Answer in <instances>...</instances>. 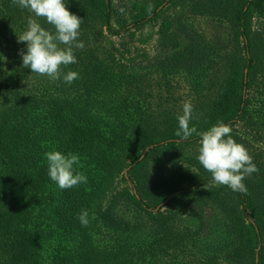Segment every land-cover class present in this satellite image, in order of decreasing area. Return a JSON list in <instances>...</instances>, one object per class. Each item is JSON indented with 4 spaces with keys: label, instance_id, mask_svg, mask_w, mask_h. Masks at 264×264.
<instances>
[{
    "label": "trees",
    "instance_id": "obj_1",
    "mask_svg": "<svg viewBox=\"0 0 264 264\" xmlns=\"http://www.w3.org/2000/svg\"><path fill=\"white\" fill-rule=\"evenodd\" d=\"M66 2L82 19L78 40L85 44L74 49L77 62L62 67L79 74L71 84L23 67L27 42L18 36L28 19L54 28L12 0H0V264H264V154L250 153L259 171L244 179L246 192H234L215 184L198 162L197 134L187 140L175 135L190 100V127L198 132L223 122L244 147L243 126L262 137L252 107L264 87V29L254 30L251 20L264 16V0H137V11L120 30L112 25L113 0ZM164 4L182 7L180 22L208 17L227 24L233 48L223 54L218 45L196 43L176 52L177 69L187 74H160L159 65L141 73L122 63L105 34L133 35ZM204 62L215 74H203ZM95 94L118 96L129 110L118 111V104L111 110L127 112V122H106L90 104ZM49 150L78 154L74 169L87 183L60 189L48 176ZM159 162L167 170L157 179L153 165ZM114 189L113 204L132 208L149 225L148 245L117 240L98 247L92 240V210ZM193 203H210L222 213L227 241L202 248L199 235L177 221ZM83 210L87 226L78 219ZM115 216L111 225L132 229ZM49 239L58 240L55 252L45 251Z\"/></svg>",
    "mask_w": 264,
    "mask_h": 264
},
{
    "label": "rangeland",
    "instance_id": "obj_2",
    "mask_svg": "<svg viewBox=\"0 0 264 264\" xmlns=\"http://www.w3.org/2000/svg\"><path fill=\"white\" fill-rule=\"evenodd\" d=\"M66 1H64L66 7L70 10L73 9V6L67 4ZM19 8L21 9V7ZM121 8L125 10L123 14L120 11ZM113 10V29L120 30L122 26L131 21V13L137 11V0H113ZM181 13L180 5L164 4L158 9V17L145 27L134 30L133 35L119 38L105 34V41L115 51L118 59L124 60L122 63L138 66V72L141 73L154 71L159 65L160 74H179L175 53L186 50L196 43H200L201 46L218 45V50L223 54L233 48V44L230 42L231 30L227 24L208 17H195L180 22L179 15ZM251 22L254 30L264 29V16L254 14ZM202 64L203 74H215L211 68H207L208 62ZM180 74L187 73L181 72ZM7 75L5 74L3 79ZM61 79L63 80V76ZM55 95L53 94V96ZM97 96L98 94H95L90 100V104L105 117L106 122L113 120L118 123L127 122V118H129L127 112L117 113V116L111 110L116 104L119 105L118 111L124 110V108L125 111L129 110V107L118 102V96L115 98L114 94L106 95L104 100L102 99L103 94ZM252 111L255 116L254 121L257 122L255 129L260 132L262 137L254 133L251 127L243 126L241 131L247 145L245 148L249 154L255 150L264 154V87L254 101ZM166 170L167 165L164 162L153 165V173L157 179L162 177ZM123 185L124 183L120 182L116 188L120 189ZM115 189L113 193L110 190L99 205H96V208L92 210V240L98 247L112 246L117 240L126 241L136 247L148 245L152 240L149 225L142 221L141 216H138L132 208L113 204ZM186 209L187 212L178 214L176 219L185 228L187 227L199 235L202 248L209 247L208 241L215 242L221 239L227 241L229 239L224 216L215 206L210 203H193ZM111 214L129 222L132 229L127 232V230H121L111 225L108 220ZM58 247V240L49 239L45 245V251L55 252Z\"/></svg>",
    "mask_w": 264,
    "mask_h": 264
},
{
    "label": "clouds",
    "instance_id": "obj_3",
    "mask_svg": "<svg viewBox=\"0 0 264 264\" xmlns=\"http://www.w3.org/2000/svg\"><path fill=\"white\" fill-rule=\"evenodd\" d=\"M12 3L28 9L35 17L44 18L54 28V31H50L36 19H28L27 29L18 36V42H27V52L21 50L23 67L41 76L47 75L52 80H59L63 76L64 82L68 84L78 79L77 72L68 71L65 74L62 67L76 63L74 49L85 47L78 40L82 19L68 10L64 0H12ZM120 11L122 14L125 12L123 8ZM147 11L151 14V3ZM193 112L192 102L185 101L182 114L177 117L179 128L175 135L187 140L197 134L200 137L197 160L212 174V181L217 185L228 186L234 192H246L244 179L259 171L253 158L244 145L232 137V128L223 122L203 132H198L195 126L190 127ZM45 155L48 176L60 189L87 183L86 175L74 169V165L80 162L78 154L65 155L60 151H49ZM78 219L82 226H87L88 211L83 210Z\"/></svg>",
    "mask_w": 264,
    "mask_h": 264
},
{
    "label": "water",
    "instance_id": "obj_4",
    "mask_svg": "<svg viewBox=\"0 0 264 264\" xmlns=\"http://www.w3.org/2000/svg\"><path fill=\"white\" fill-rule=\"evenodd\" d=\"M247 72H248V71L246 70V74H247Z\"/></svg>",
    "mask_w": 264,
    "mask_h": 264
}]
</instances>
